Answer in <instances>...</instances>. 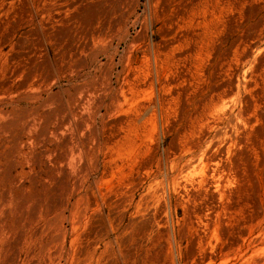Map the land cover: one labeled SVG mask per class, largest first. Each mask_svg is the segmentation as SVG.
<instances>
[{
  "label": "rangeland",
  "instance_id": "rangeland-1",
  "mask_svg": "<svg viewBox=\"0 0 264 264\" xmlns=\"http://www.w3.org/2000/svg\"><path fill=\"white\" fill-rule=\"evenodd\" d=\"M224 92L235 148L188 164ZM262 242L264 0H0V264H264Z\"/></svg>",
  "mask_w": 264,
  "mask_h": 264
},
{
  "label": "bare ground",
  "instance_id": "bare-ground-1",
  "mask_svg": "<svg viewBox=\"0 0 264 264\" xmlns=\"http://www.w3.org/2000/svg\"><path fill=\"white\" fill-rule=\"evenodd\" d=\"M235 73L238 76L243 77L244 81L250 82L252 80V71L248 63L240 65L237 64L235 68ZM246 87L247 84L244 85L240 83L238 85L239 91L242 88L246 89ZM239 100L240 99H238V95H236V97H232L229 96L228 93L224 92L217 97L211 98L207 103L202 106V109L196 116V119L200 122V130L202 131L201 140L193 146V149L191 151V157L187 161L188 164H191L197 160H201L204 158H213L215 155L211 154V152L214 149L215 153L227 149L228 154H230L232 148H235L233 147V145L236 141V134L239 130V122L242 114V109L238 108ZM223 153H225V151H223ZM159 185L160 183L158 182L152 185L154 191H151L152 193L150 194V199L151 201H153V203L158 202L160 200V196L158 195V188L161 185ZM174 185V193L180 195L182 207L185 210L186 215H188L190 203L202 199L203 189L201 186L189 185L187 181L183 182V179L180 175L177 176ZM219 188L221 189L220 182ZM219 188L217 187V191ZM146 201L148 202V200ZM189 218H191L190 214Z\"/></svg>",
  "mask_w": 264,
  "mask_h": 264
}]
</instances>
